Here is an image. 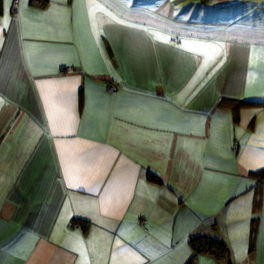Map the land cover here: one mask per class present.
Returning a JSON list of instances; mask_svg holds the SVG:
<instances>
[{
	"label": "crops",
	"instance_id": "obj_1",
	"mask_svg": "<svg viewBox=\"0 0 264 264\" xmlns=\"http://www.w3.org/2000/svg\"><path fill=\"white\" fill-rule=\"evenodd\" d=\"M45 1L0 0V264H264V0Z\"/></svg>",
	"mask_w": 264,
	"mask_h": 264
},
{
	"label": "trees",
	"instance_id": "obj_2",
	"mask_svg": "<svg viewBox=\"0 0 264 264\" xmlns=\"http://www.w3.org/2000/svg\"><path fill=\"white\" fill-rule=\"evenodd\" d=\"M15 2L16 0H13V3ZM46 3L47 2L45 0H30V4L36 7H44ZM227 103L231 106L232 110L234 111L233 118L235 121L238 118L237 116L238 110L242 108L243 106H247L251 104V103L247 104L246 102H242V101H229L228 102L226 100H223L221 102V104H227ZM260 172L264 173V171H260ZM253 174H256V173H253ZM148 179L153 182H156V177L152 173L148 174ZM75 223L76 222L73 221V224ZM78 224H80L81 227H83V224L81 222ZM188 244L193 252V256L191 257V259L201 254L209 255L217 262L224 261L228 258L227 246L225 245V243H223L220 240H214V239H211L205 236H199V237L191 238Z\"/></svg>",
	"mask_w": 264,
	"mask_h": 264
},
{
	"label": "rangeland",
	"instance_id": "obj_3",
	"mask_svg": "<svg viewBox=\"0 0 264 264\" xmlns=\"http://www.w3.org/2000/svg\"><path fill=\"white\" fill-rule=\"evenodd\" d=\"M95 1L98 2V3H102L101 0H95ZM95 1L90 0V2H95ZM117 1H118V2H121L122 5H123V3H125L126 6H127V9H129V10H128L129 12H134L135 9H139V8L142 7L143 4H146V1H147V0H117ZM186 2H188V3H181V4H180V7H182V8L179 9V11H178L179 14H177V15H181V14H183V12H184V8H185V7H188V6H185V5H190V3L193 2V0H187ZM144 6H146V5H144ZM183 6H184V7H183ZM111 10H112V9H111ZM128 11H127V12H128ZM126 26H127L128 28H132V27L137 26V23H135V22H133V21H128Z\"/></svg>",
	"mask_w": 264,
	"mask_h": 264
},
{
	"label": "built area",
	"instance_id": "obj_4",
	"mask_svg": "<svg viewBox=\"0 0 264 264\" xmlns=\"http://www.w3.org/2000/svg\"><path fill=\"white\" fill-rule=\"evenodd\" d=\"M72 70L70 68L65 69L66 74H70ZM109 91H114V87H109ZM73 227H80L81 225L78 223L72 224ZM186 264H197V261L195 258L190 259Z\"/></svg>",
	"mask_w": 264,
	"mask_h": 264
},
{
	"label": "snow or ice",
	"instance_id": "obj_5",
	"mask_svg": "<svg viewBox=\"0 0 264 264\" xmlns=\"http://www.w3.org/2000/svg\"><path fill=\"white\" fill-rule=\"evenodd\" d=\"M7 26V21L5 20V27ZM165 42H167V41H165Z\"/></svg>",
	"mask_w": 264,
	"mask_h": 264
},
{
	"label": "water",
	"instance_id": "obj_6",
	"mask_svg": "<svg viewBox=\"0 0 264 264\" xmlns=\"http://www.w3.org/2000/svg\"><path fill=\"white\" fill-rule=\"evenodd\" d=\"M227 264H230V261L228 260Z\"/></svg>",
	"mask_w": 264,
	"mask_h": 264
}]
</instances>
